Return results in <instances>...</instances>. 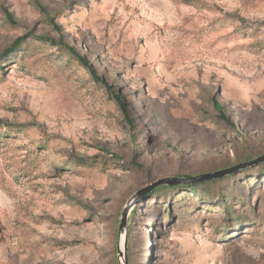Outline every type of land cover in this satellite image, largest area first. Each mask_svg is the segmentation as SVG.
<instances>
[{
  "label": "rangeland",
  "instance_id": "obj_1",
  "mask_svg": "<svg viewBox=\"0 0 264 264\" xmlns=\"http://www.w3.org/2000/svg\"><path fill=\"white\" fill-rule=\"evenodd\" d=\"M261 155L264 0H0V264H264L260 163L135 196Z\"/></svg>",
  "mask_w": 264,
  "mask_h": 264
},
{
  "label": "trees",
  "instance_id": "obj_2",
  "mask_svg": "<svg viewBox=\"0 0 264 264\" xmlns=\"http://www.w3.org/2000/svg\"><path fill=\"white\" fill-rule=\"evenodd\" d=\"M5 15L7 16L8 19H12L11 14L7 11L4 10ZM238 20H242L241 18H236ZM40 39H42L45 42H49L51 44H60V45H64L66 46V48L70 51V53L82 64L84 65L87 69L89 74L91 75V77L96 80L98 83H101L106 90L109 91V93L112 95L113 100L116 102V104L119 106V108L121 109V111L124 113L126 119L128 121H131V118H129L128 116V109L126 107L125 102L122 100V97L119 93L115 92L112 88L111 85L107 84L103 78L99 77L94 68L92 67V65L88 62V60L86 59L85 56L80 55L74 47L68 46L67 44H65L62 40V37H60L58 40H56L55 38H51L48 36H44V35H39L38 36ZM22 37L17 38L8 48H6L4 53H9L13 50H15L17 47L20 46L21 41H22ZM2 57V56H1ZM213 106L216 109V111L219 112V117L224 120L225 122L227 121V118L225 117V115L222 112V106L219 104V102L217 100H213ZM261 165V168L264 169V160L258 162ZM248 168H250V166H246L243 167L241 169L232 171L228 174H224L220 177L217 178H212V179H208V180H201V181H195V182H191V183H178V184H172V185H158L156 187H153L152 189H150L149 191L146 192V196L156 193L159 190L165 189V188H177V187H188L191 191H196L199 187H201L202 185H206V187L204 188L205 190H207V186L216 182H219L221 180H224L225 178H230L233 179L232 177L237 173V171H243V170H247ZM187 177V176H186ZM198 187V188H197ZM209 187V186H208ZM218 194H220V192H218ZM136 213V209L133 210V214ZM132 245V242L130 240V236L127 240V246L130 247ZM127 253H129L127 251ZM129 256V255H128ZM128 260H131L130 258H128Z\"/></svg>",
  "mask_w": 264,
  "mask_h": 264
},
{
  "label": "water",
  "instance_id": "obj_3",
  "mask_svg": "<svg viewBox=\"0 0 264 264\" xmlns=\"http://www.w3.org/2000/svg\"><path fill=\"white\" fill-rule=\"evenodd\" d=\"M263 160H264V155H261V156H258L256 158L235 164L231 167H227V168L217 170L214 172H210V173H204V174H199V175H195V176H187V177H177V176L163 177V178H160L156 181H153L150 184L138 189L135 193V196L142 195V194L146 193L147 191H149L150 189H152L153 187H156L158 185H164V184L165 185H172V184H178V183H191V182H195V181L217 178V177H220L224 174H228L232 171L241 169L243 167L251 166V165L256 164V163L263 161ZM125 214H126V210H123L120 227H122L124 224ZM125 264H127L126 257H125Z\"/></svg>",
  "mask_w": 264,
  "mask_h": 264
}]
</instances>
